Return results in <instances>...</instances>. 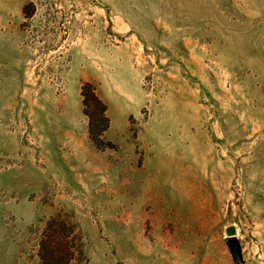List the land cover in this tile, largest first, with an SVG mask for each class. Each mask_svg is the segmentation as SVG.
I'll list each match as a JSON object with an SVG mask.
<instances>
[{"label":"rangeland","instance_id":"obj_1","mask_svg":"<svg viewBox=\"0 0 264 264\" xmlns=\"http://www.w3.org/2000/svg\"><path fill=\"white\" fill-rule=\"evenodd\" d=\"M40 242L264 264V0H0V264H41Z\"/></svg>","mask_w":264,"mask_h":264},{"label":"trees","instance_id":"obj_2","mask_svg":"<svg viewBox=\"0 0 264 264\" xmlns=\"http://www.w3.org/2000/svg\"><path fill=\"white\" fill-rule=\"evenodd\" d=\"M84 113L88 118V133L89 137L97 144L101 134L106 129L108 124V119L105 116V105L102 101L95 95L94 91L90 90V85L84 86L82 90ZM99 110V111H98ZM63 239V237H61ZM56 242H52L47 247L45 243H39V256L41 259V264H64L63 261L56 262L57 255L54 251V246ZM62 244H65V239H63ZM53 245V246H52ZM63 262V263H62ZM68 264L69 258H67Z\"/></svg>","mask_w":264,"mask_h":264},{"label":"water","instance_id":"obj_3","mask_svg":"<svg viewBox=\"0 0 264 264\" xmlns=\"http://www.w3.org/2000/svg\"><path fill=\"white\" fill-rule=\"evenodd\" d=\"M226 232H227V235L229 236V240H230L231 242H235V241H236V238H235V236H234V233H235L234 227L229 226V227L227 228Z\"/></svg>","mask_w":264,"mask_h":264}]
</instances>
